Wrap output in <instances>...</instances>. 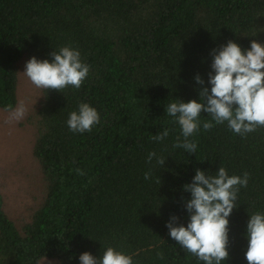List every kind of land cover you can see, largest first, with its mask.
Returning a JSON list of instances; mask_svg holds the SVG:
<instances>
[{
  "label": "trees",
  "instance_id": "1",
  "mask_svg": "<svg viewBox=\"0 0 264 264\" xmlns=\"http://www.w3.org/2000/svg\"><path fill=\"white\" fill-rule=\"evenodd\" d=\"M228 40L244 49L264 43V0H0V110L17 104L23 60L51 61L71 46L90 66L79 89H41L32 155L42 186L22 221L8 215L0 191V264H80L83 252L102 256L108 246L134 264H203L166 223L175 215L187 225L183 186L197 169L214 176L220 167L249 175L222 262L248 264L247 222L264 213V127L241 136L202 113L192 153L173 146L184 138L165 112L178 99L198 100L197 74L210 89L211 51ZM81 103L100 114L90 132L67 125ZM165 129L163 141L153 139ZM150 152L166 159L163 167L148 162Z\"/></svg>",
  "mask_w": 264,
  "mask_h": 264
},
{
  "label": "clouds",
  "instance_id": "2",
  "mask_svg": "<svg viewBox=\"0 0 264 264\" xmlns=\"http://www.w3.org/2000/svg\"><path fill=\"white\" fill-rule=\"evenodd\" d=\"M52 59L31 57L25 64L24 74L31 83L47 91L63 92L69 86L79 89L90 72L78 49L64 46L58 52L50 53ZM212 71L207 83L197 74L196 84L200 86L199 98L187 102L178 99L167 105L165 112L173 118L181 130L183 140L177 137L173 145L195 153L197 143L191 139L201 126V114L207 113L216 124L227 122L228 127L241 136L264 127V43L252 40L249 49L228 40L225 45L211 51ZM27 112L24 103L9 106V121L22 120ZM100 122V114L95 107L81 103L78 111L69 115L67 125L72 132H90ZM213 123L203 122L205 130H211ZM169 130L153 136L163 141ZM160 166L166 159L150 152L148 162L153 158ZM145 173L144 178H150ZM249 175H229L224 167L216 175H209L197 169L191 183L183 189L190 193L185 201L189 220L185 226L179 217L173 215L166 223L170 237L183 249L198 258L203 264H222L229 259V217L237 207L236 201L241 187L248 184ZM248 246L245 259L248 264H264V213L252 214L247 222ZM161 255V254H158ZM162 258V257H161ZM80 264H134L133 255L108 246L102 256L83 252Z\"/></svg>",
  "mask_w": 264,
  "mask_h": 264
},
{
  "label": "rangeland",
  "instance_id": "3",
  "mask_svg": "<svg viewBox=\"0 0 264 264\" xmlns=\"http://www.w3.org/2000/svg\"><path fill=\"white\" fill-rule=\"evenodd\" d=\"M25 64L23 60L18 65V99L15 106L20 103L26 105L25 117L9 121V111L0 110V191L8 215L19 221L29 213L42 186L39 166L32 155L41 89L36 88L23 73ZM38 264L59 263L42 259Z\"/></svg>",
  "mask_w": 264,
  "mask_h": 264
}]
</instances>
